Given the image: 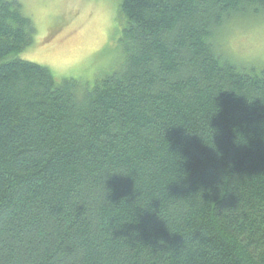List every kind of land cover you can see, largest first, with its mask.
<instances>
[{
  "label": "trees",
  "instance_id": "16d2710c",
  "mask_svg": "<svg viewBox=\"0 0 264 264\" xmlns=\"http://www.w3.org/2000/svg\"><path fill=\"white\" fill-rule=\"evenodd\" d=\"M118 1L91 84L19 59L36 28L0 0V264H264V65L205 43L264 0Z\"/></svg>",
  "mask_w": 264,
  "mask_h": 264
},
{
  "label": "rangeland",
  "instance_id": "374dc122",
  "mask_svg": "<svg viewBox=\"0 0 264 264\" xmlns=\"http://www.w3.org/2000/svg\"><path fill=\"white\" fill-rule=\"evenodd\" d=\"M36 28L33 45L19 59L49 68L62 79L95 83L122 61L124 20L118 0H19ZM261 15H264L261 14ZM223 49L264 65V36L250 29L228 31Z\"/></svg>",
  "mask_w": 264,
  "mask_h": 264
},
{
  "label": "clouds",
  "instance_id": "9594fccd",
  "mask_svg": "<svg viewBox=\"0 0 264 264\" xmlns=\"http://www.w3.org/2000/svg\"><path fill=\"white\" fill-rule=\"evenodd\" d=\"M250 29L260 36H264V15L245 16L238 13L226 14L216 21L209 29V34L205 37V43L209 46V51L213 56L238 59L239 54L220 49L216 45L217 36L225 31Z\"/></svg>",
  "mask_w": 264,
  "mask_h": 264
}]
</instances>
